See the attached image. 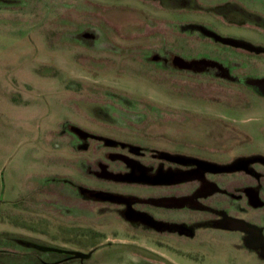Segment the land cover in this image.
<instances>
[{"label": "rangeland", "instance_id": "rangeland-1", "mask_svg": "<svg viewBox=\"0 0 264 264\" xmlns=\"http://www.w3.org/2000/svg\"><path fill=\"white\" fill-rule=\"evenodd\" d=\"M60 254L264 264V0H0V264Z\"/></svg>", "mask_w": 264, "mask_h": 264}, {"label": "flooded vegetation", "instance_id": "flooded-vegetation-1", "mask_svg": "<svg viewBox=\"0 0 264 264\" xmlns=\"http://www.w3.org/2000/svg\"><path fill=\"white\" fill-rule=\"evenodd\" d=\"M162 159V161H164L165 163L168 162L167 160V157L162 155L160 157ZM176 160H178L179 158L175 157ZM183 158V159H180V161L182 162V164H180V166H178L176 169H174L171 173L166 171V167L164 168V170H162V166H159V167H153L152 170L154 171V173H152V176H149V177H146L148 174H151L150 172L149 173H145L146 175L143 176L142 178H140V180L142 181H145V182H148V183H166V182H172V181H177L179 179V181H182L183 183H196V182H199L201 183L202 179H199V178H203V177H214L215 175L209 173V172H203V170L207 167H205V164L202 163V162H199V161H196L194 162L193 159H189V158ZM206 161V160H204ZM231 164V163H230ZM134 165H131L130 166V173H132V178H136V176H133L134 174ZM174 173V174H173ZM168 175H172V176H168ZM194 177L195 180L193 181L192 179H188L189 177ZM138 178V177H137ZM202 184V183H201ZM205 183L203 182V186L201 188H204V191H199V195H202L204 194L206 191H208L209 187H210V184H207V186H204ZM174 187H177V186H174ZM227 187V184L226 186ZM224 187V188H225ZM217 188V187H216ZM210 189H215L213 187H210ZM86 191H84L85 193ZM87 194V193H86ZM197 196V195H196ZM127 197L132 200V197L127 195ZM192 198V197H191ZM127 205V204H126ZM123 208L121 209L120 208V213L122 214L123 216V219L122 221L124 223H128L130 224V218H131V210L127 207V206H122ZM142 212V215L139 216V219H136V221H138L139 225L141 226V228L145 229L146 226H149L148 224V219H153V217L151 215H147L144 211H141ZM15 242L19 243V240H14ZM23 242L27 243V244H30L29 241L27 240H24ZM35 247V250H37L38 248H42V250H45L47 247L49 246H46V245H38V246H33ZM133 250L137 248L135 247H131ZM130 248V249H131ZM92 250L88 251L86 254L89 253L90 255V258L92 256V254L94 252H92ZM138 251V250H137ZM80 252H83V251H80ZM60 257L61 259L60 260H67V261H71V260H75L78 264H83V261L81 258H78V259H73L74 257L72 255H67V254H60ZM63 258V259H62ZM89 258V259H90ZM145 260H148L152 263H148V262H142L140 264H169L168 262H165L164 260H161V259H153V260H149V259H145ZM131 264H138L136 261H134L133 263Z\"/></svg>", "mask_w": 264, "mask_h": 264}, {"label": "trees", "instance_id": "trees-1", "mask_svg": "<svg viewBox=\"0 0 264 264\" xmlns=\"http://www.w3.org/2000/svg\"><path fill=\"white\" fill-rule=\"evenodd\" d=\"M237 22H239L240 24L243 23L242 20H239V21H237Z\"/></svg>", "mask_w": 264, "mask_h": 264}, {"label": "water", "instance_id": "water-1", "mask_svg": "<svg viewBox=\"0 0 264 264\" xmlns=\"http://www.w3.org/2000/svg\"><path fill=\"white\" fill-rule=\"evenodd\" d=\"M78 256L80 255V254H77Z\"/></svg>", "mask_w": 264, "mask_h": 264}]
</instances>
